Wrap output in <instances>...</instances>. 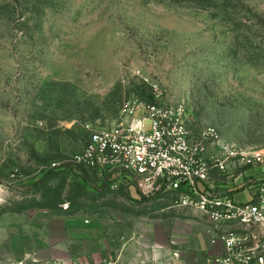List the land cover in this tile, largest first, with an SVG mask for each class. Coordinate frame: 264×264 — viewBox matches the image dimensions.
Returning a JSON list of instances; mask_svg holds the SVG:
<instances>
[{
    "label": "rangeland",
    "instance_id": "obj_1",
    "mask_svg": "<svg viewBox=\"0 0 264 264\" xmlns=\"http://www.w3.org/2000/svg\"><path fill=\"white\" fill-rule=\"evenodd\" d=\"M153 85L194 137L264 153V0H0V264L207 257L210 225L177 195L73 162L86 125L116 128Z\"/></svg>",
    "mask_w": 264,
    "mask_h": 264
},
{
    "label": "built area",
    "instance_id": "obj_2",
    "mask_svg": "<svg viewBox=\"0 0 264 264\" xmlns=\"http://www.w3.org/2000/svg\"><path fill=\"white\" fill-rule=\"evenodd\" d=\"M153 92L154 102L140 109L124 100L116 128L86 125L89 138L74 164L143 197L177 195L179 206L210 225L212 250L199 264H264V153L222 141L212 126L194 137L157 85Z\"/></svg>",
    "mask_w": 264,
    "mask_h": 264
},
{
    "label": "trees",
    "instance_id": "obj_3",
    "mask_svg": "<svg viewBox=\"0 0 264 264\" xmlns=\"http://www.w3.org/2000/svg\"><path fill=\"white\" fill-rule=\"evenodd\" d=\"M113 181L112 180H110V179H104L103 180V184H106V185H109L110 183H112ZM128 187V186H127ZM128 188H130V187H128ZM143 197V196H142ZM144 198V197H143Z\"/></svg>",
    "mask_w": 264,
    "mask_h": 264
},
{
    "label": "crops",
    "instance_id": "obj_4",
    "mask_svg": "<svg viewBox=\"0 0 264 264\" xmlns=\"http://www.w3.org/2000/svg\"><path fill=\"white\" fill-rule=\"evenodd\" d=\"M209 249H210L209 251H211V250H212V248L210 247V245H209ZM208 254H209V252H208Z\"/></svg>",
    "mask_w": 264,
    "mask_h": 264
}]
</instances>
